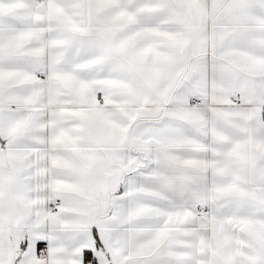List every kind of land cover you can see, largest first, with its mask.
I'll return each mask as SVG.
<instances>
[{
    "label": "snow or ice",
    "instance_id": "obj_1",
    "mask_svg": "<svg viewBox=\"0 0 264 264\" xmlns=\"http://www.w3.org/2000/svg\"><path fill=\"white\" fill-rule=\"evenodd\" d=\"M0 264H264V0H0Z\"/></svg>",
    "mask_w": 264,
    "mask_h": 264
}]
</instances>
